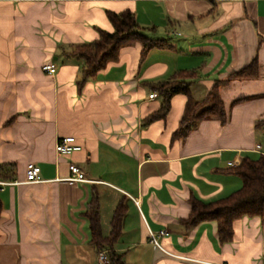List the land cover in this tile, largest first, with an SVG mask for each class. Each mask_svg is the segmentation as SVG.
<instances>
[{"label":"crops","instance_id":"0c3cea01","mask_svg":"<svg viewBox=\"0 0 264 264\" xmlns=\"http://www.w3.org/2000/svg\"><path fill=\"white\" fill-rule=\"evenodd\" d=\"M131 11L142 45L83 79L68 53L112 32L109 12ZM257 60L258 76L220 87L227 122L207 119L173 139L188 96L177 94L164 119L146 124L163 100L152 84L195 72L190 95L206 97L218 80ZM56 65L54 74L42 70ZM157 94L150 98V95ZM74 137L70 156L55 150ZM264 151V0H0V264H99L86 212L97 200L103 237L124 208L114 250L125 264H264V223L242 217L221 243L215 221L184 224L190 198L209 203L240 190L235 169ZM29 164L41 182L26 183ZM89 182H67L69 166ZM161 232L166 234L160 235ZM156 235V245L151 235Z\"/></svg>","mask_w":264,"mask_h":264},{"label":"trees","instance_id":"16d2710c","mask_svg":"<svg viewBox=\"0 0 264 264\" xmlns=\"http://www.w3.org/2000/svg\"><path fill=\"white\" fill-rule=\"evenodd\" d=\"M108 18L113 31H100V36L93 42L75 45L68 53L70 57L82 60V81L94 78L100 71L119 59L120 50L128 45L140 43L142 45L141 58L154 49L162 47L160 39L146 36L140 28L136 16L127 10L121 13L109 12ZM258 76L257 60L243 70L231 74L226 80H218L201 101L194 100L190 95V87L197 78L195 72H179L171 78L152 84V90L156 91L163 100L159 111L145 119L146 124L157 119H164L171 107V99L177 94L188 96L179 128L174 132L173 139H186L191 131L197 128L199 123L207 119H217L221 123L227 122V112L221 100L220 87L234 79L254 78ZM7 170V166H0V178L10 180L15 174L13 166ZM240 176L243 186L230 196L214 202H203L194 197L190 198L191 212L184 220L188 227H195L206 221H215L218 227V237L221 243H229L233 239V223L242 217H259L264 223V155L252 160L245 158L235 169ZM0 203V216H1ZM92 234V245L98 252H109L110 264H125L121 254L114 250V243L121 234L124 208L119 205L111 221L109 237H103L101 232L99 205L96 199L91 201V209L86 212Z\"/></svg>","mask_w":264,"mask_h":264},{"label":"built area","instance_id":"2783aa9c","mask_svg":"<svg viewBox=\"0 0 264 264\" xmlns=\"http://www.w3.org/2000/svg\"><path fill=\"white\" fill-rule=\"evenodd\" d=\"M243 1V0H240ZM42 70L46 72L47 74H54L56 72V65L53 63H46L45 65L42 66ZM157 94H152L150 95V98L156 97ZM82 147L76 143V140L74 137H65V138H60L57 140L55 144V150L60 156H70L74 152L80 151ZM257 150L261 152V147L258 146ZM264 155V151L261 152ZM70 170V176L64 181L75 183V182H89L88 178L86 177V174L84 171L79 168L76 164H70L69 166ZM41 169L39 166L34 165V164H29L27 166L26 170V183H38L41 182ZM0 185L4 186L6 185L5 183H1ZM166 234L165 232H161L160 235ZM153 242L158 245L157 241V236L156 235H151ZM108 263V258L105 254V252H101L99 254V264H106Z\"/></svg>","mask_w":264,"mask_h":264}]
</instances>
